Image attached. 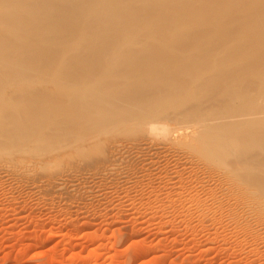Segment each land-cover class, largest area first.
I'll return each instance as SVG.
<instances>
[{
    "label": "rangeland",
    "instance_id": "obj_1",
    "mask_svg": "<svg viewBox=\"0 0 264 264\" xmlns=\"http://www.w3.org/2000/svg\"><path fill=\"white\" fill-rule=\"evenodd\" d=\"M196 15L186 19L192 25L149 30L131 51L104 52L111 58L105 70H88L61 48L50 53V63L32 67L56 72L8 77L0 68V95L9 101L29 95L58 106L43 132L19 138L1 125L0 104V264H264V162L262 185L248 184L216 141L199 146L202 135L214 132L208 112L191 114L204 81L197 73L164 74L192 63L169 54L177 41L197 31L264 40V19L225 29L196 22ZM102 35L94 41L105 42ZM160 38L158 55L142 47ZM86 94L110 108L141 95L149 107V100L165 105L167 114L155 119L143 109L116 124L65 134L63 114L77 110ZM257 135L259 143L240 140L237 152L250 144L264 156V132Z\"/></svg>",
    "mask_w": 264,
    "mask_h": 264
},
{
    "label": "bare ground",
    "instance_id": "obj_2",
    "mask_svg": "<svg viewBox=\"0 0 264 264\" xmlns=\"http://www.w3.org/2000/svg\"><path fill=\"white\" fill-rule=\"evenodd\" d=\"M160 2L0 0V68L5 69L3 74L8 77L56 72L58 70L32 67L36 66L37 60L50 63V53L61 48L71 50L77 63H85L92 68L88 70H105L111 58H104V52L114 48L118 51H131L136 48V41H143L142 37L149 30L192 25L186 20L190 13H198L197 17L194 16L196 22L202 20L213 26L219 23L225 29L239 20L264 19V0H165L164 5L159 6ZM107 3L111 6L109 11L106 10ZM108 12L111 15L109 17ZM98 16L100 19L95 20ZM95 33H102L106 41L96 43ZM260 43H264V40L253 36L245 38L225 32L216 34L197 31L177 41L169 53L172 57L184 54L192 63L178 71L165 69L164 74L170 78L177 73H189L191 76L197 73L202 78L204 83L201 84V90L191 100V114L198 115L201 110L208 112L207 116L211 120L209 126L214 128V132L202 135L199 146L207 147L210 142L216 141L226 151L221 152V155L234 160L237 165L236 176L248 184L261 186L263 180L260 164L264 162L262 153L250 144L244 147V152L235 149L241 143L240 140L249 142L252 138L259 143L262 136L257 134L264 132V118L260 116L264 114V44ZM144 46L152 54L158 55L164 44L160 38L156 43ZM85 49L92 53L91 57L80 55ZM40 52L43 53L40 58L30 56ZM162 60L158 57L152 62L155 64ZM118 63L122 64V61L118 60ZM151 65H148L150 75L156 70ZM137 91L142 93L141 89ZM0 97L3 108L1 116L6 119L1 125L12 127L19 133H15L19 138L40 134L51 123L52 114L58 113V106L51 107L42 98L35 96L28 95L16 101H9V97L4 95ZM142 97H132V101L125 106L115 103L118 106L115 108L105 105L104 101H98L103 98L95 94L82 96L79 103L74 99L77 104L73 105L77 110L71 107L73 110L64 113L60 120L66 125L64 133L75 134L85 127L96 129L107 123L116 124L129 116H136L143 109L150 111L149 114L155 119L167 114L160 107L165 105H157L155 101L149 100V107L143 103ZM232 118L237 120H228ZM56 128H60L58 121ZM91 128L85 129L90 131Z\"/></svg>",
    "mask_w": 264,
    "mask_h": 264
}]
</instances>
